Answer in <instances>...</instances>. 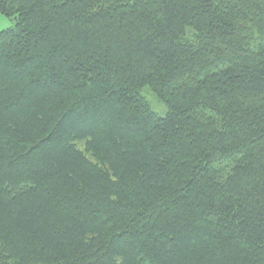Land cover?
Masks as SVG:
<instances>
[{
    "label": "trees",
    "instance_id": "16d2710c",
    "mask_svg": "<svg viewBox=\"0 0 264 264\" xmlns=\"http://www.w3.org/2000/svg\"><path fill=\"white\" fill-rule=\"evenodd\" d=\"M0 13V264H264V0Z\"/></svg>",
    "mask_w": 264,
    "mask_h": 264
},
{
    "label": "rangeland",
    "instance_id": "374dc122",
    "mask_svg": "<svg viewBox=\"0 0 264 264\" xmlns=\"http://www.w3.org/2000/svg\"><path fill=\"white\" fill-rule=\"evenodd\" d=\"M13 24V19H10L3 13H0V31L11 26ZM142 94L146 97V99L151 104L152 108L158 112L163 113L166 109L165 105L160 102L157 97L154 95V93L151 91L149 86H144L141 90Z\"/></svg>",
    "mask_w": 264,
    "mask_h": 264
}]
</instances>
